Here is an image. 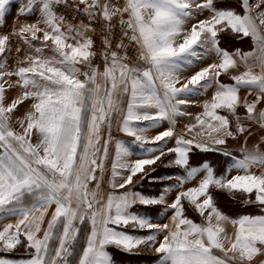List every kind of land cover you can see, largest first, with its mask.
Here are the masks:
<instances>
[{
	"label": "snow or ice",
	"instance_id": "6c2138e0",
	"mask_svg": "<svg viewBox=\"0 0 264 264\" xmlns=\"http://www.w3.org/2000/svg\"><path fill=\"white\" fill-rule=\"evenodd\" d=\"M12 2L0 0V22ZM236 5L225 7L217 0H26L18 14L36 15L37 20L11 35L19 36L34 55L8 71L10 35H0V221L17 217L15 223L0 224V253L23 246L27 258L0 257V264H73L79 225L86 222L90 231L75 264H112L105 250L109 245L132 252L156 244L159 264H264V214L231 218L217 207L211 191L233 197L239 192L244 204L264 212V135L247 146L254 135L252 125L264 130V0H236ZM60 8L77 22L68 21ZM204 11L209 16L185 28ZM96 25L99 50L93 39ZM114 30L119 33L115 44ZM222 33L250 38L251 51L222 48ZM37 41L40 46L33 44ZM129 47L135 48L134 57L128 55ZM45 49L53 55L45 56ZM213 54L214 62L181 81L182 72ZM97 56L102 70L93 64ZM222 75L233 83L222 82ZM12 89L19 92L8 100ZM209 89L214 91L195 123L178 133L176 119L186 115L182 108ZM242 89L254 98L241 97ZM26 102L28 107L17 116ZM114 117L145 158L129 162V145L116 141L113 192L105 199L100 187ZM163 121L169 127L149 138L146 134ZM241 136L244 143L237 158L224 146ZM170 141L173 146L165 151ZM194 149L230 156L231 169L238 174L230 179L217 175L206 162L190 166ZM165 155H172L169 164L183 170L175 186L166 187L159 197L131 188L117 194L137 176L144 179L147 167ZM198 177L166 206L172 210L170 224L152 223L131 211L137 204H165L170 189L183 188ZM184 202L199 213L202 223L185 215ZM130 225L150 234L116 230ZM161 232L163 239L157 241Z\"/></svg>",
	"mask_w": 264,
	"mask_h": 264
},
{
	"label": "rangeland",
	"instance_id": "374dc122",
	"mask_svg": "<svg viewBox=\"0 0 264 264\" xmlns=\"http://www.w3.org/2000/svg\"><path fill=\"white\" fill-rule=\"evenodd\" d=\"M25 3H26V0H13V2L6 9V14H5V17H4L3 21L0 22V35H5V34H9L10 35L11 54L8 57V60H7V64L9 66L7 68L8 71L13 70L17 66V61L24 60V58L27 55H34V53L28 48V46L26 44H24L23 40L19 36L11 35V33H13L14 31L18 32L19 29L23 25L31 24V23H33V22H35L37 20V16L36 15H20V14H18L19 13V8L22 5H24ZM58 11L63 12L65 14L66 19L68 21H70L72 23H76L77 22V21H72V17H71V12L70 11H65L63 8L58 9ZM207 16H209V13L207 11H204L200 15L194 16L188 23H186L185 28L189 29L191 27V23H193L195 21H198V20H202V19L206 18ZM41 27H43V25H41ZM96 27H98V26L96 25ZM38 35L41 37V41H42V34H38ZM225 35L229 36L228 34H225ZM114 36H115V39L113 40V44H115L118 41V39H119L118 30H114ZM229 37H231V35ZM247 39L250 40V44L252 46L251 39L250 38H247ZM125 43H127V41H125ZM33 44L35 46H40V42L39 41L33 42ZM49 45H50V42H49ZM17 48H20L19 52L16 51ZM96 49L99 50L100 47H96ZM52 54L53 53L51 51H49L48 49H45V51H44V55L45 56H52ZM128 55L130 57H134L135 56V50L133 49V47L128 49ZM215 60H216V58H215V56L213 54L209 58H206V59L202 60L201 62H199V64H197V65L191 67L190 69L182 72L180 74L181 81L185 80L186 78H189L196 71H199L201 68L206 67L208 64L214 62ZM243 70H244L243 66L241 65L239 67L238 71L242 72ZM15 79H16L15 77H12V80H15ZM220 79H221L222 82H224L226 84L233 83L230 80V78L228 76H226V75H222V77ZM213 91H214V89H209L208 92H206L204 95L195 98L194 103H192L191 105H189V106H187L185 108H182V111H184L186 113V115L182 116V123L186 122V121L190 122V119L192 120V123H195V118L191 117V115L189 116L188 114L190 112H194L195 116L200 114L203 111V108H202L203 102L206 99H208V98L210 99L211 98V95H212ZM18 92H19V89L9 90L8 93H7L8 100H11L14 96L17 95ZM240 95H241V97H246L250 101L254 98L253 96L248 95L247 91L243 90V89L241 90ZM261 106H264V105H261ZM258 107H260V106H258ZM24 108H27V107L23 106L22 109H24ZM239 112H240L241 115H243L244 114V109L243 108L239 109ZM21 114H22V112L16 113L17 116H19ZM247 123L248 122L245 121V124H247ZM13 127L16 128L17 130H19L18 125L15 123V121H13ZM164 127H165V130L169 127V124H168L167 121H165V126ZM160 128H162V127H160ZM176 131L178 133H183L185 131V126H183L182 124H178V126L176 125ZM252 131H253L254 135L249 137L248 140H247V146L249 148H251L254 144H256L258 142L259 137L261 135H264V130L259 129L258 125H255V124L252 125ZM158 132L160 133L161 131H158ZM155 134H157V130L148 132L147 136H149V138H151V137L155 136ZM191 135H193V134H189V136H191ZM196 139L199 140L200 137H196ZM173 143H174V141H170L167 144V146L165 148V151H166V149L168 147H172ZM243 143H244V137L241 136V137H239L236 140H231L230 139L228 141L227 145L224 146V147H226L234 156H236L238 158H241V151L240 150H241V147H242ZM129 146H130V150L133 152V155H132L133 157L131 159L128 158L129 162H132V160L134 162V159L136 160V159H139V158H144L141 155V150H140V148L138 146H135V145H132V144H129ZM145 147H151V145H146ZM112 148H113V145L112 144L109 145V153L110 152L112 153V150H113ZM262 148H264V146H262ZM210 152H213V153L221 155V156H225V155H223V154H221L219 152H216V151H210ZM225 157H230V156H225ZM172 159H173L172 155H165L164 157L161 158V160L157 161V163L155 164V165L160 164L163 167V169H167V170L170 171L169 174L163 176V178L165 180H167L168 183H169L167 185V187H169L170 185L175 186L176 183H177L176 177L181 175L179 172L183 173L182 169H179V168L169 164V161L172 160ZM231 161H233V160H231ZM153 169H154L153 165L152 166H148L147 169H146L147 174L156 171V170H153ZM232 172H233V169H232ZM125 175H126V173H125ZM169 176H171L172 179H168ZM198 179H199V177H198ZM198 179L194 180V181H192L190 183L185 184L183 188L187 189V188H190V187L194 186L198 182ZM117 180H116V183H118ZM134 180L136 182L133 185H131L132 189H135V186L140 182V176H137L136 178H134ZM110 181H111V165L105 163V172L103 173V177H102V180H101V187H100V192H101L102 196L105 199L107 198V196L110 193L113 192V189L110 187ZM89 187L90 188H94L95 187V182L90 184ZM172 189H175V187H173ZM126 190H127L126 188L125 189H118L117 190V194L123 193ZM50 210H52V211H50ZM53 211H54V205L49 209L48 215L45 217L44 227L47 226L48 219H50V216H51L50 214H52ZM205 215H207V213ZM16 219H17V217H11V218H9V219H7L5 221H0V224H2V223H10V222L11 223H15ZM89 226H90V224H89ZM79 227L81 228L80 225H79ZM126 228L135 230V228L132 227L131 225L126 227ZM117 229H119V228H117ZM136 229L138 230L139 228H136ZM121 230H123V229H121ZM89 231H90V227H88V232L87 233H89ZM141 231H144V230H141ZM140 233H142V232H140ZM78 241H79V237H78ZM84 246H86V242L83 243L80 240L78 242L77 246H76V251H81L82 252V249H83ZM109 247H110V245L107 246L105 250L108 252L109 255H111L110 252L108 251ZM0 257H10V258H16V259H23V258H27V253H26V251H25L23 246H18V248L13 253H10V254H8V253H0ZM73 264H75V261H73Z\"/></svg>",
	"mask_w": 264,
	"mask_h": 264
},
{
	"label": "trees",
	"instance_id": "16d2710c",
	"mask_svg": "<svg viewBox=\"0 0 264 264\" xmlns=\"http://www.w3.org/2000/svg\"><path fill=\"white\" fill-rule=\"evenodd\" d=\"M219 5H223L225 7L236 8V0H217ZM239 10V9H237ZM230 36V35H229ZM224 33L220 36V46L229 52H233L236 49H240L242 52L250 51L252 46L250 44V40L247 38L239 39L235 36L229 37ZM207 163L214 169V172L217 175H225L229 166L232 165L231 159L215 154L213 152H201L198 149H194L190 154V166H200L204 163ZM160 164L153 165V170L155 172L147 174L144 179H140V182L135 186V190L139 191L145 196L148 197H157L161 191L167 187L169 184L167 180L163 178V176L170 173L169 170L163 169ZM181 175L183 173L179 172ZM162 175V176H161ZM215 203L217 207L224 213L229 214L231 216L236 217L241 212V207L236 202L238 199V193H235L234 197L227 192L219 191L216 189H211ZM240 207V210L238 209ZM131 211L135 214H139L141 216H156L157 207H140L136 206L131 209ZM249 211V210H246ZM250 214V213H248ZM229 216V217H231ZM232 218V217H231ZM88 230L87 223L81 225V232L79 234V241L81 240L83 243L86 242V233ZM81 251H76V255L73 258V261L78 259V256ZM153 257H149L148 261H153ZM113 261L115 264H134L140 261V258L136 255H114L113 253Z\"/></svg>",
	"mask_w": 264,
	"mask_h": 264
},
{
	"label": "crops",
	"instance_id": "0c3cea01",
	"mask_svg": "<svg viewBox=\"0 0 264 264\" xmlns=\"http://www.w3.org/2000/svg\"><path fill=\"white\" fill-rule=\"evenodd\" d=\"M23 66H27V65H23ZM80 78L83 79L82 76ZM23 106L28 107V103L26 102L24 105L20 106L19 111L17 113H20V112L24 113V111H25L26 108L22 109ZM122 107H126V105L123 104V102H122ZM188 115L189 116L191 115V117H193V118L196 117L194 112H190ZM178 124H182L183 126H186L188 124H192V120L190 119V122H187L186 121V122H183L182 123V117H178L176 119V125L178 126ZM164 126H165V121L161 122V124L159 126H157L156 128L150 130L149 132L155 131V130H157V134L159 133L158 131L163 132L165 130V127ZM160 127H162V128H160ZM111 136H112V141H111L110 145L111 144L113 145V148H112L113 150H112V153L111 152L109 153L108 161L105 162L106 164H109V165H111V161L114 159V155H115V143H116V141H122V142H124L127 145L132 144V141H133V138L132 137L126 136L125 134H123L119 130V124H118V121H117V119L115 117H114L113 122H112ZM35 142H36V139L34 137L33 138V143H35ZM132 157L133 156L131 155L129 157V159H131ZM227 158H230L232 160L231 157H227ZM134 161H135V159H134ZM132 162H133V160H132ZM232 163H233V161H232ZM254 171H256L257 174H259V172L261 171V169H254ZM236 174H238L237 171L235 169H233V172H232L231 166H229V168L227 170V173H226L227 177L230 179L232 176H234ZM117 181H118V183L121 182L119 180V178H118ZM129 188L132 189L131 185H129L128 188H126L127 189L126 191H128ZM132 190L133 191H137L135 189H132ZM183 190H186V189H184V188H180L178 190L176 188L175 189H170V191H169V193H168V195L166 197L165 204L148 206V207H157V210L158 211H157L156 216H153V217L146 216V217H149L151 219V222L152 223L170 224V219H171V216H172V210L171 209H168L166 206L168 204H171L174 201L175 196L177 195V192L178 191H183ZM137 192H139V191H137ZM237 193L239 195H238V199H237L236 202L241 207V212L236 217L231 216L229 214V212H228V214H225V215L231 216L232 218H237L240 215H262V214H264V212H261L260 208L257 207L256 205H252V204H247L246 205V204H244L243 203L244 196L241 193H239V192H237ZM159 195L157 197H159ZM146 197H148V196H146ZM184 203H185V215L188 218L192 219L196 223H202L203 222L202 217L198 213L195 212V210L193 209V207L191 205H188L187 202H184ZM136 206L145 207V206H141L139 204L134 205L133 207H136ZM240 207L238 208L239 210H240ZM246 210H249V211H246ZM50 211H52V210H50ZM248 213H250V214H248ZM87 225H88V227H90L89 226V223H87ZM112 227H116V226H112ZM121 229H123V230H121ZM117 230L118 231L126 232L127 234H130V235H133V236H144V235L150 234L148 232V230L141 231L140 229L137 230L136 228H135V230L129 229V228H119ZM226 230L229 233H231L232 232L231 226L230 225L229 226H226ZM87 232H88V230H87ZM140 232H142V233H140ZM87 235H88V233H86V238H87ZM162 239H163V233L161 232L160 234L157 235V241H161ZM155 247H158V244H156L153 247H150V246H147V245H141L140 247L134 249L132 252H126L123 249L117 248L115 245H110L108 251L111 254L109 256L111 258L112 264H115L114 261H113V253H114V255H119V254L122 255V254H125V255H136V256H138L140 258V261H138V262H136L134 264H159L160 255L155 251ZM149 257H153L154 258L153 261H148V258Z\"/></svg>",
	"mask_w": 264,
	"mask_h": 264
},
{
	"label": "built area",
	"instance_id": "2783aa9c",
	"mask_svg": "<svg viewBox=\"0 0 264 264\" xmlns=\"http://www.w3.org/2000/svg\"><path fill=\"white\" fill-rule=\"evenodd\" d=\"M98 27H97V29H98V31H97V33L93 36V39L96 41V47H101V45H100V32H99V25H97ZM96 27V26H95ZM131 48V47H130ZM129 48V49H130ZM133 49L135 50V48L133 47ZM93 64L94 65H100V70H102V67H103V65H102V62H101V58L99 57V56H97V58H95L94 60H93ZM82 70H84V69H82Z\"/></svg>",
	"mask_w": 264,
	"mask_h": 264
}]
</instances>
